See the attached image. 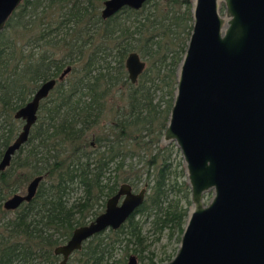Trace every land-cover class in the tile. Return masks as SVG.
<instances>
[{"label": "trees", "instance_id": "trees-1", "mask_svg": "<svg viewBox=\"0 0 264 264\" xmlns=\"http://www.w3.org/2000/svg\"><path fill=\"white\" fill-rule=\"evenodd\" d=\"M104 1L23 0L0 32V157L19 130L14 112L41 82L71 68L0 172V264H56L53 249L100 214L122 183L132 187L131 177L140 178L136 157L150 190L145 201L120 228L85 241L68 264H127L131 254L156 264L153 252L144 255L139 216L159 236L180 241L191 193L184 169L179 179L169 176L172 146L160 141L192 30V0H148L107 19L100 14ZM131 52L146 61L135 84L124 64ZM113 90L123 93L115 95L124 106L110 101ZM162 91L160 114L155 96ZM35 176H43L35 197L9 216L3 200Z\"/></svg>", "mask_w": 264, "mask_h": 264}, {"label": "water", "instance_id": "water-1", "mask_svg": "<svg viewBox=\"0 0 264 264\" xmlns=\"http://www.w3.org/2000/svg\"><path fill=\"white\" fill-rule=\"evenodd\" d=\"M148 0H105L107 19L123 8L140 9ZM22 0H0V32ZM131 83L146 67L139 54L125 60ZM71 68L66 67L62 80ZM56 84H41L14 113L21 132L0 161V171L27 141L39 102ZM162 142L179 149L191 208L175 255L160 264H264V0H192V30L177 70L176 87ZM42 179L26 194H14L6 210L32 200ZM213 191L207 204L204 194ZM122 183L92 221L76 227L53 249L68 264L85 241L120 228L145 200ZM127 264H137L130 255Z\"/></svg>", "mask_w": 264, "mask_h": 264}, {"label": "rangeland", "instance_id": "rangeland-1", "mask_svg": "<svg viewBox=\"0 0 264 264\" xmlns=\"http://www.w3.org/2000/svg\"><path fill=\"white\" fill-rule=\"evenodd\" d=\"M139 57H140V59L142 61L146 62L141 56H139ZM111 66L112 67L114 66V61H112ZM125 70H126V67H125ZM126 72H127V70H126ZM69 73H70V71H69ZM69 73H67L65 75V77H67L69 75ZM127 75H128V73H127ZM133 84H135V83H133ZM112 92L114 94L112 93L113 98H111L110 101L112 103L115 102V103H118L119 104V102H118V99H119L120 100V104L124 106L123 101H121V99L118 98L115 95V94H117V95H119V97H121L123 93L122 92H119L117 90H113ZM162 93H164V92L162 91L160 95L158 93H156V96H155V101H159L160 100V102H159L160 103V107H159L160 114H161L162 109L165 106V98H166V97H164V100H161L160 97H161ZM160 114H157L156 116L157 117L158 116H161ZM17 121H18L17 123L19 124V129H20V121L19 120H17ZM104 125H105V122H104ZM144 139H145L146 142L151 143L149 136L147 138H144ZM160 145L162 147L163 146L166 147L167 145L168 146H172V153L169 155V157H166V160L171 164V168H170L171 174H169V176L171 177L172 180H174V178L179 179L180 174H181L180 171L184 169V163L182 161V157H181V154H180L179 149L175 146V144L173 142L165 143V142H162V139L160 141ZM173 146H174L175 149L173 148ZM153 148H154V144H151V149H153ZM143 156H145V158H146V155H142V157ZM142 159L144 160V158H142ZM134 166H135L136 171H139L138 172V175H140V178L139 179H135L134 176L131 177L132 178V181L131 182L133 183L132 184L133 185L132 186L133 187V190H134V192H138L140 189L145 188L146 189L145 198H146V195L149 193L150 190L146 186V175L143 172V170H144V161H142L141 159L139 160L136 157L134 159ZM184 174H185V170H184ZM184 178H186V175L184 176ZM186 181H187V179H186ZM25 190H26V184H25V186L22 189L18 190L17 192L18 193H21V194H24L25 193ZM10 195L11 194L7 195L6 198H8ZM78 195H79V192L76 193V194H74L73 197L78 196ZM212 196H213V191L212 190L209 191V192H207V193H205L204 194V198H203L204 203L207 204L209 202V200L211 199ZM12 215H13V213H10L9 214V216H12ZM138 219L141 220V224L143 225L144 238H145V240H147L146 243L148 244L147 245V252L144 255L146 256L147 254L149 255L150 252H153V255L155 257L154 258V261H155L156 264H160L161 263L159 261L160 259H166L163 262H167V261H169L168 258H173V255L176 252L175 250H176V248L178 247V244H179L176 241V237L174 236L171 240H167V236L166 235L159 236L158 233L156 232V230H154V228H151V226L149 224V220L145 219V217H140L139 216ZM157 237H159V238L156 239ZM117 253H118V255L121 253V248L118 249ZM129 253H131V252H129ZM134 255H136V254H134ZM60 259H61V257H60ZM58 261L56 262V264L58 263ZM147 261L148 260H144L141 263V260H139L138 259V256H137V264H145Z\"/></svg>", "mask_w": 264, "mask_h": 264}, {"label": "flooded vegetation", "instance_id": "flooded-vegetation-1", "mask_svg": "<svg viewBox=\"0 0 264 264\" xmlns=\"http://www.w3.org/2000/svg\"><path fill=\"white\" fill-rule=\"evenodd\" d=\"M22 1H23V0H22ZM21 3H22V2H21ZM21 3H20V4H21ZM20 4H19V5H20ZM19 5H18V7H19ZM18 7H17V8H18ZM17 8H16V9H17ZM102 8H103V7H102ZM16 9H15V10H16ZM15 10H14V11H15ZM101 10H102V9H101ZM101 10H100V14H101ZM14 11H13V13H14ZM13 13H12V14H13ZM12 14H11V15H12ZM9 18H10V17H9ZM6 23H7V22H6ZM62 72H63V71H62ZM62 72H61V73H62ZM61 73H60V75H61ZM60 75H59V76H60ZM59 76H58V78H50V79H55V80H56V84H55V86L57 85V82H60V81H61V80L59 79ZM50 79H48V80H50ZM46 81H47V80H46ZM43 82H45V81H43ZM43 82H41V83L36 87V89H35V91L33 92L31 98H30L26 103H28V102L33 98L35 92H36L37 89L41 86V84H42ZM55 86H54V87H55ZM54 87H53V89H54ZM53 89H52V90H53ZM52 90L49 91V93L47 94L46 97H44V98H42V99L40 100L39 105H38V109H37V112H36V121L32 124V126H31V128H30V131H29V134H28V138H29V136H30V133H31L32 129L34 128V125H35V124L37 123V121H38L40 108H41V106L44 105L45 103H46V104L48 103L47 100L49 99V96H50ZM26 103H25V104H26ZM25 104H24V105H25ZM24 105H23V106H24ZM23 106H21V107H23ZM21 107H20V108H21ZM17 110H18V109H17ZM17 110H16V111H17ZM16 111H15V112H16ZM15 112H14V113H15ZM13 118L15 119L14 115H13ZM17 120L20 121V129H19L18 133L15 135V137L13 138V140H12L10 143H12V142L15 140V138L19 135V133L21 132L22 126H23V124H24V120H23V119H17ZM27 140H28V139H27ZM26 142H27V141H26ZM26 142H25V143H26ZM10 143H9V144H10ZM25 143H24V144H25ZM9 144H8V145H9ZM24 144H23V145H24ZM8 145H7V146H8ZM23 145H22V146H23ZM7 146L4 148V150H3V152H2V155H1V157H0V161H1L2 158H3V154H4L5 149L7 148ZM22 146H21V147H22ZM21 147H20V148H21ZM16 153H17V151L11 156L10 162H9V164L5 167V169H4V170H1L0 172H3V171H5L7 168L10 167V165H11V163H12V160H13V157L15 156ZM35 177H38V176H35ZM35 177H33L32 179H30V180L26 183V189H27L28 184H29V183H30ZM41 177H42V179L40 180V182L43 180V176H41ZM40 182H39V184H38V186H37L36 193H37L38 187H39V185H40ZM132 190H133V189H132ZM133 192H134V190H133ZM36 193H35V195H36ZM14 194H21V193L15 192V193H12L8 198L5 197V199H4L3 202H2V209H3V210L8 211V212H10V213H14V211H16V210H17V209H18L23 203H27V202H23L19 207L15 208V209H12V210H6V209L4 208V203H5V201H6L7 199H9V198H10L11 196H13ZM24 194H26V190H25V193H24ZM22 195H23V194H22ZM35 195H34V197H35ZM34 197H33V198H34ZM33 198H32V199H33ZM29 202H30V201H29ZM88 223H89V222H88ZM131 255H132V254H131ZM133 255H134V254H133ZM129 256H130V255H129ZM129 256H128V257H129ZM135 256H136V255H135ZM136 258H137V256H136Z\"/></svg>", "mask_w": 264, "mask_h": 264}]
</instances>
